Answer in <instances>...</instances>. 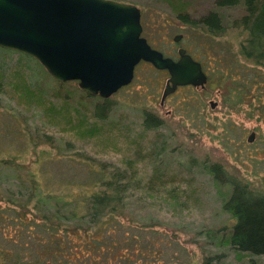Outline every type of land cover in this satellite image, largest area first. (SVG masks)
Listing matches in <instances>:
<instances>
[{"label": "rangeland", "instance_id": "obj_1", "mask_svg": "<svg viewBox=\"0 0 264 264\" xmlns=\"http://www.w3.org/2000/svg\"><path fill=\"white\" fill-rule=\"evenodd\" d=\"M118 1L140 9L143 36L165 55L178 57L179 46L193 53L207 81L180 85L161 104L168 73L140 62L133 81L103 101L80 90L76 80L57 82L31 56L0 47V159L15 163L1 167L0 189L17 188L18 177L32 170L48 190L82 196L115 168L130 178L123 212L102 216L105 224L87 229H72L75 224L65 219L54 234L41 230L44 220L34 211L25 223L22 207L0 191V264H49L55 237L76 240L80 235L73 231L84 230L112 249L104 243L80 247L82 264H202L206 256L212 264H262V257L233 250L220 238L236 222L221 207L232 188L205 167L220 163L264 193V120L258 112L264 93L249 101L233 97L235 83L253 75V65L238 51L245 32L231 26L242 7L219 10L225 23L218 35L199 20L215 9V0ZM104 103L100 120L93 112ZM148 112L158 126L146 127Z\"/></svg>", "mask_w": 264, "mask_h": 264}, {"label": "water", "instance_id": "obj_2", "mask_svg": "<svg viewBox=\"0 0 264 264\" xmlns=\"http://www.w3.org/2000/svg\"><path fill=\"white\" fill-rule=\"evenodd\" d=\"M140 17L134 3L118 0H0V47L38 60L57 82L78 81L90 96L106 98L132 82L140 61L168 73L161 104L180 85L202 87V64L182 46L176 59L153 47Z\"/></svg>", "mask_w": 264, "mask_h": 264}, {"label": "trees", "instance_id": "obj_3", "mask_svg": "<svg viewBox=\"0 0 264 264\" xmlns=\"http://www.w3.org/2000/svg\"><path fill=\"white\" fill-rule=\"evenodd\" d=\"M215 4V9H211L210 12L199 18L210 34L221 35L224 28L225 20L219 11L221 8H232V6L239 4L243 9L241 15L232 20L231 26L245 32L244 41L239 44L238 51L244 62H250L253 65V75L252 77L246 75L241 84L235 83L233 97L238 102L242 99L249 101L253 97L257 98L264 93L262 89V82H264V0H215ZM191 54L196 60L200 61L193 53ZM209 75L211 78L212 74ZM39 82L41 81L39 80ZM250 88H253V90L251 91ZM2 90L3 84L0 82V91ZM256 93H258V96ZM103 101H107V99H103ZM105 106V103L96 106L93 112L95 117L100 120L104 119ZM259 106L258 112L264 120V97ZM143 121L146 127H155L161 123L150 112L145 114ZM11 160L9 158L0 159V186L3 184L1 167L7 168L15 165ZM205 167L214 175L216 181L230 184L232 188L229 197L222 201L221 207L234 217L236 222L231 226V229L221 233L220 238L233 250L246 252L251 258L254 256L262 257V264H264V193L250 188L249 183L238 179L235 175L227 174L220 163L205 164ZM125 172L124 169L115 168L110 170L107 178H103L100 174L96 178L98 182L94 181L97 189H92L93 191L88 193L87 196H82L79 192L69 193L71 191L48 190L43 183L41 185L37 178V171L33 170L28 171L24 178L18 177L20 179L17 188L13 189L8 186L6 189H0V191L7 194L6 200L16 202L22 207L20 214L25 223L28 222L27 220L31 221L33 216L28 214H31L32 211L41 215V219L44 220L41 224V230L44 229L48 233L54 234L58 229H61L60 222L65 221V219L73 222L71 224H75L72 229L81 228L82 224L85 225L86 229L92 225L98 226V224L101 227V224H105V221L101 219L102 216L113 217L114 214L123 212L127 202L126 191L130 182V178ZM30 206L31 208H29ZM68 207H71L73 211L59 213L60 210H69ZM83 207V212L77 211ZM50 212L53 215H48ZM52 220L56 222L48 225V221ZM73 232L75 235H80L77 236L79 238H76V240L75 238H68L66 234L65 236L61 234V239L55 237V245L49 247L51 250L53 248L54 259H51L49 264H82L83 256L77 254L80 247L89 248L92 246L96 248L99 245L102 247L104 243V240L98 242L100 237L95 238L89 235L86 230L82 232L83 234ZM86 234L88 239H80V237L87 236ZM106 244L105 242V249H112V247H107ZM209 257L206 256L202 264H212L213 262L209 260ZM251 264H257V262L252 260Z\"/></svg>", "mask_w": 264, "mask_h": 264}, {"label": "flooded vegetation", "instance_id": "obj_4", "mask_svg": "<svg viewBox=\"0 0 264 264\" xmlns=\"http://www.w3.org/2000/svg\"><path fill=\"white\" fill-rule=\"evenodd\" d=\"M214 6L216 7V4H215V2H214ZM146 37V36H145ZM149 42V41H148ZM152 45V44H151ZM153 46V45H152ZM180 47V46H179ZM185 48V47H184ZM186 49V48H185ZM178 50V49H177ZM186 52H187V50H186ZM188 53V52H187ZM193 56V55H192ZM173 57V56H172ZM174 59H176L175 57H173ZM140 62H144V61H140ZM200 64H202V63H200ZM202 67H203V64H202ZM203 69H204V67H203ZM166 71V70H165ZM206 73V72H205ZM134 75H135V73H134ZM133 81V80H132ZM182 86H188V85H182ZM179 87V86H178ZM122 88V87H121ZM110 97V96H109ZM109 97H106V98H102V99H108Z\"/></svg>", "mask_w": 264, "mask_h": 264}]
</instances>
